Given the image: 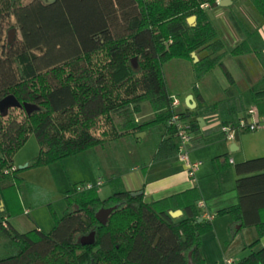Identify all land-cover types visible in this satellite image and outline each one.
<instances>
[{"label": "trees", "instance_id": "obj_1", "mask_svg": "<svg viewBox=\"0 0 264 264\" xmlns=\"http://www.w3.org/2000/svg\"><path fill=\"white\" fill-rule=\"evenodd\" d=\"M219 1L0 0V100L12 94L19 103L36 107L29 114L24 108L13 115L0 113V238L7 251L0 264H187L189 253L194 264H205L200 237L212 225L202 218L196 185L152 203L144 202L143 193L131 196L116 188L101 199L95 186L81 190L82 184L73 185L65 192L63 215L53 214L50 231L37 227L20 233L8 218L24 213L19 198L23 180L13 156L30 135L39 152L27 168L50 165L148 129L161 132L154 160L173 157L176 138L169 120L175 111L162 69L169 61L189 62L193 82L219 67L229 84L222 100L208 105L194 92L196 107L176 113L191 126V146L223 139L220 126L236 125L244 91L264 115V39L258 26L253 28L231 11L228 19L240 41L227 46L207 13ZM244 1L258 25L264 22V0ZM188 16L195 17L193 26ZM8 28L19 31L10 43ZM227 55L241 70L245 88L226 69ZM245 55L252 58L245 61ZM251 65H256L257 80ZM143 102L149 103L152 116L139 122L135 114ZM112 114L121 117L120 123ZM234 170L238 202L217 215L229 214L241 226H255L260 238L264 156L236 163ZM114 205L117 208L101 224L96 212ZM175 210L182 215L171 217L169 211ZM92 230L94 243L81 245L79 238ZM234 264H264V246Z\"/></svg>", "mask_w": 264, "mask_h": 264}, {"label": "crops", "instance_id": "obj_2", "mask_svg": "<svg viewBox=\"0 0 264 264\" xmlns=\"http://www.w3.org/2000/svg\"><path fill=\"white\" fill-rule=\"evenodd\" d=\"M238 2L242 5L245 4L244 0H232L231 2H225L223 5L218 4V7L214 8L215 11L213 13L208 12L213 9L207 10L209 20L212 25L220 31L229 47L234 46L240 39L235 34L230 21V29L224 34L221 27L218 26L217 21H215V18L212 17L218 10H221L222 14L226 12L227 18L229 12H238L246 19L250 26L253 28L258 26V32L262 39H264V22L258 25L253 12L250 10L242 11V9L239 10V8L235 9L234 6L237 5ZM230 5L234 6L228 11L227 9H229L228 7ZM213 21L215 23H213ZM242 58L248 61L249 58L252 57L245 55ZM223 63L235 82L241 84L243 76L234 58L227 55L224 57ZM228 67H234L232 70L233 72ZM214 76H218V79ZM220 81L222 85L218 84ZM228 86V82L223 80L221 72L217 68L195 82L188 77L187 83H184L178 88V90H180L178 92L180 93L178 94L179 96L176 97L172 94V97L178 101L176 106H179V109L175 110L174 108V111L180 113L184 111L186 107L190 110L194 109L197 105V92L201 99L208 105L220 101L224 98V91ZM246 92L248 91H244L242 94ZM219 95L221 98L214 100V96L216 97ZM253 107L255 108L253 102H251L248 109ZM150 114L152 116V111ZM239 116H241L240 113ZM259 116L264 118V115ZM135 119L138 121L136 114ZM261 128L262 127L258 130ZM239 134L240 133H237L235 139L230 141L222 139L204 146H190L191 151L189 157H191L192 160L201 161V165L195 173V178L192 179L188 177L183 163L176 155L167 159L154 160L160 142L161 132L156 129H148L143 131V142L146 139L151 140L155 135L158 139L149 147L143 146L140 159L133 164H127L128 162L124 160L122 156H115L111 163H106L107 160L104 158L101 164L98 157L99 152L96 149L98 146L79 153V155H83L85 158L92 159L94 164L96 163L93 170L89 172L88 175L86 174L82 185H96L98 194H102L104 198L112 194L116 188L130 192L142 191L143 200L146 203H152L196 185L201 195L200 201L203 205L201 208L202 218L204 220H209L212 225L211 230L200 237V248L204 262L205 264H234L247 256L251 250L264 246V236L258 237L255 226H241V224L236 222L229 214L217 215L218 211L234 206L238 202V196L235 191V180L237 176L235 174L234 165L242 162L245 160V157H247V147L244 141L239 137ZM131 135L132 134H123L118 139H124ZM106 144L111 143L107 142L103 146ZM103 146H99V148ZM256 149H258V151L264 150V144L258 145ZM66 159L68 158L62 161L64 162ZM56 163L58 162L53 164ZM63 164L66 166L65 163ZM49 166H52V164ZM49 166L43 168H49ZM80 169L82 170V167H80ZM105 172L107 174H105ZM97 182L100 183L97 185ZM25 183L26 182L23 181L20 185H24ZM107 183L109 185H107ZM106 185L109 187H106ZM23 214H29V209L24 208ZM207 216L211 218L207 219ZM10 219L11 218H8L9 222ZM256 239H258V243L253 248H249V245Z\"/></svg>", "mask_w": 264, "mask_h": 264}, {"label": "rangeland", "instance_id": "obj_3", "mask_svg": "<svg viewBox=\"0 0 264 264\" xmlns=\"http://www.w3.org/2000/svg\"><path fill=\"white\" fill-rule=\"evenodd\" d=\"M244 5L238 2L237 5H235L236 7L234 5H230L228 7L229 9L227 10L229 11L233 6L235 9H242V11L250 10L248 5ZM214 11L215 9L208 12L213 13ZM226 14V12L222 14L221 10H218L214 14L216 16L212 15V17L215 18V21H217L218 26L221 27L224 34L228 29H230L229 20ZM186 21L189 26H193L195 24V17L188 16ZM213 23L215 22L213 21ZM9 29L11 30V28L7 29L8 32L10 31ZM15 36L19 37V31L17 29L14 30V32L12 31L8 42H10ZM248 67L250 68L249 70L255 74L256 77H254V79L257 80L259 78V74L258 70H255L256 65H251V67ZM228 68L231 71L234 69V67ZM162 69L167 88L176 97H178V94H180L178 93L180 91L178 88H180L184 83H187L188 77L193 80L192 66L187 61L172 60L163 64ZM217 69L221 72L223 80L227 82L222 70L219 67H217ZM214 77L218 79V76ZM218 84H221V81L218 82ZM241 85L244 87L243 82H241ZM218 98H221V96H214V100ZM251 102V95L249 92L242 94L241 105L243 109L240 110L241 116H245L247 114V110L251 105ZM174 108L177 110L179 109V106H175ZM15 112V110H10L9 115H13ZM150 113L151 110L149 103L143 102L140 105V112L136 114V118L138 117V121L142 122L143 120H147L151 117ZM112 117L115 123H120L121 117L119 115L112 114ZM261 127L262 128L257 131H247L241 132L239 134V137L244 141V144L247 147V157H245V160L264 156V150L258 151V149H256L258 145L264 144V122H262ZM152 139H146L143 142V135L141 134L138 136V133H136L134 136L131 135L124 139L112 140L110 141L111 144H106L102 148H99L98 146L96 149L99 152L98 157L100 163L102 164L104 158L107 160L106 163H111L115 156H122V158L128 162L127 164H133L140 159L143 146L149 147L153 142L157 141L158 138L155 135L152 137ZM190 151L191 148L189 153ZM38 152V142L34 135H30L24 145L13 156L14 166L17 169H19L20 166H24L26 164L28 166V164L31 163ZM175 155L177 158H179L176 153ZM89 159L90 158H85V156L77 154L68 157V159H66L64 162L58 161L56 164L52 163V166L46 165L49 166V168H43L45 166L27 168V166H25L24 168L19 169L20 172L18 173V176L26 182L24 185L22 184L19 187V198L21 200L22 206L29 209V214H20L15 217H11L10 222L13 229L20 233L36 229L37 227H39L44 232L50 231L54 225L53 214L57 217H61L64 213V210L66 209L67 204L64 198L65 192L71 189L73 185L82 184L86 174L88 175V173L93 170L96 163L94 164L92 159ZM62 162L65 163L66 166H64ZM80 167H82V170ZM105 174L107 173L105 172ZM107 185L109 184L107 183ZM107 185L106 187H109ZM99 195L101 198H104L102 194ZM0 244L1 258L7 255V251L3 247V238H0Z\"/></svg>", "mask_w": 264, "mask_h": 264}, {"label": "built area", "instance_id": "obj_4", "mask_svg": "<svg viewBox=\"0 0 264 264\" xmlns=\"http://www.w3.org/2000/svg\"><path fill=\"white\" fill-rule=\"evenodd\" d=\"M178 104V101L173 98L172 106L173 108ZM213 120V119H211ZM216 120V119H215ZM262 122H264V118L260 117L256 108H250L247 110V114L245 116H241L238 118L236 125H232L231 123L220 126V132L223 134V139L225 140H233L237 133L241 132H252L256 131L261 127ZM215 123V122H214ZM214 123L208 124V127L215 125ZM169 124L174 127L173 135L176 138L175 150L176 154L179 156L181 162L184 165L185 171L189 178L194 179L195 173L198 170L201 162L199 160L193 161L189 157V148L191 146V141L193 138V133L191 130L190 124L181 119L175 112V114L169 120ZM100 182H97V185ZM95 186L94 184H84L80 187V189H87ZM198 207L202 208V202H198ZM210 216H207V219H210ZM5 226V222H2Z\"/></svg>", "mask_w": 264, "mask_h": 264}, {"label": "water", "instance_id": "obj_5", "mask_svg": "<svg viewBox=\"0 0 264 264\" xmlns=\"http://www.w3.org/2000/svg\"><path fill=\"white\" fill-rule=\"evenodd\" d=\"M43 3L45 4H53L56 0H41ZM232 0H221L218 2L219 5H223L225 2H231ZM12 31L14 32V29H11L8 32V35L10 36V34L12 33ZM9 40V38H8ZM13 40V39H12ZM11 40V41H12ZM10 41V42H11ZM9 42V43H10ZM191 57L193 58L194 62H196L198 60L197 56L195 55L194 52L191 53ZM134 65H135V58L132 60ZM21 107L24 108V110L26 111L27 114L31 113L36 107L33 104L27 103V102H23L22 104L19 103V101L12 95V94H8L5 97H3L0 100V112H3L6 108L8 107ZM199 121V125L200 127L204 126V121L201 117L198 118ZM143 134V132H139L138 136ZM26 165L24 166H20L19 169L24 168ZM131 196H137L142 194V191H134V192H130ZM117 208V205H114L112 207H108V208H100L96 214H95V218L101 223V224H106L107 220H108V216L110 215V213ZM169 215L173 218H178L182 215V211L181 210H175V211H169ZM201 219H198V221H200ZM95 240V231L92 230L89 234L81 236L79 238V243L81 245H90L93 244ZM187 264H194L191 258L190 253L188 254V259H187Z\"/></svg>", "mask_w": 264, "mask_h": 264}, {"label": "flooded vegetation", "instance_id": "obj_6", "mask_svg": "<svg viewBox=\"0 0 264 264\" xmlns=\"http://www.w3.org/2000/svg\"><path fill=\"white\" fill-rule=\"evenodd\" d=\"M19 109H21V107H8V108H6L3 112H0L1 114H4V115H8L9 114V112H10V110H15V111H17V110H19Z\"/></svg>", "mask_w": 264, "mask_h": 264}]
</instances>
